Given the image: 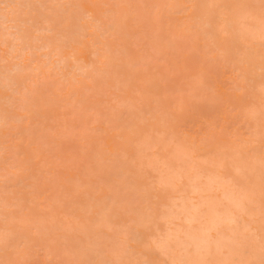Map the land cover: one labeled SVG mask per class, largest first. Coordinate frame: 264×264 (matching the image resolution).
Masks as SVG:
<instances>
[{"label": "rangeland", "instance_id": "obj_1", "mask_svg": "<svg viewBox=\"0 0 264 264\" xmlns=\"http://www.w3.org/2000/svg\"><path fill=\"white\" fill-rule=\"evenodd\" d=\"M31 1V5L41 2L68 6L31 11L24 8L14 14L34 45L42 41L39 43L34 38L39 34L27 27L28 22L34 16L57 18L59 23L54 31L45 33V39L49 37L52 46L60 45L67 56L64 73H69L68 78L72 79L75 73V58L81 59V64H95L99 53H105L110 57V64L96 63L98 72L93 78L78 74L79 81L65 80L56 62L58 57L49 59L51 64H47L48 58L41 55L45 50L36 51L38 55L25 54L22 63L17 60L10 51L11 40L5 44L2 41L4 33L16 31L10 27L13 21L5 22L4 28L0 26V74L20 63L21 73L15 71L9 75L13 79L11 85L19 84L21 94L27 89L26 99H22V95L12 90L13 85L4 87L2 82L0 85V119L3 118L0 120V197L7 204L5 209L0 208V233L5 230L20 233L22 218L28 220L33 231L38 229L40 236L33 239L41 243L28 259L37 264H48L49 260L56 259L89 260L102 249L106 259L119 258L123 264H137L144 259L145 246L165 230L161 214L167 211L166 205L179 196L178 189H188L186 184H178V187L172 184L174 188L159 183L167 169L163 161H169L168 167L174 170L188 161L193 167L198 165L200 171L208 165L206 172L232 175L231 149L239 138L250 140L255 147L251 161L248 157L239 159L252 168L249 182H241L248 187L255 185L259 192V135L264 96L258 93L259 86H247L249 70L241 76L238 61L232 59L243 56L246 49L253 46L249 45L253 40L229 37L222 32L224 23L218 18L214 21L215 29L212 27V31H218L217 41L179 30L183 25L200 20L209 0ZM237 1L219 0V3L234 6L227 8L231 13L254 11L264 20L261 0ZM16 2L24 4L25 0H14ZM237 5L244 7H235ZM88 9L95 11L89 15ZM2 14L5 10L0 8V16ZM261 78L258 84L264 81V77ZM1 80L5 82L4 78ZM139 111L141 117H145L137 122V131L132 132L130 125ZM150 113L156 118L152 119ZM9 130L15 134L14 139ZM17 150L23 160L22 170L11 166L17 161ZM221 164L223 166L218 167ZM5 175L10 177L8 187ZM146 181L157 188L151 197L154 225L147 232L148 236H144L146 232L142 228L141 239L135 241L124 229L131 227L134 231L136 216L123 207L118 208L117 215H113L116 212L113 211L105 216L102 208L111 206L114 200L120 205L133 202ZM219 195V192L211 194ZM256 198L258 201V194ZM197 201V197L192 200ZM89 204L93 205L91 210H87ZM251 220L252 217L244 215L241 226L248 221L253 226L257 224L258 219ZM177 225L184 222L176 220V225L170 226ZM219 230L229 232L226 225ZM250 231L254 233L248 242L252 247L260 231ZM52 240L54 244L50 243ZM80 249L87 254L79 257ZM113 250H120L118 257L111 255ZM161 254L152 247L149 258L157 264H170L171 258ZM247 257V260L252 259L250 255ZM20 258L23 257L11 249L0 250V260Z\"/></svg>", "mask_w": 264, "mask_h": 264}, {"label": "bare ground", "instance_id": "obj_2", "mask_svg": "<svg viewBox=\"0 0 264 264\" xmlns=\"http://www.w3.org/2000/svg\"><path fill=\"white\" fill-rule=\"evenodd\" d=\"M65 1V0H64ZM189 1H196V0H189ZM246 0H239L237 2L240 3H244ZM257 1V0H256ZM3 3H14V0H2ZM31 0H25L24 5H28L31 4ZM39 2V1H38ZM62 2V0H61ZM67 2V1H66ZM70 2V1H69ZM225 2V1H224ZM17 3V2H16ZM253 3V2H252ZM257 3V2H256ZM40 4H43L40 2ZM236 4V3H235ZM216 5H225L223 2L219 3V0H209V3L207 4V6L205 7V9H203L202 14H201V19L199 21H195V22H190V24L187 25H183V27H181L182 29H179L181 33H193L197 36H204L209 40H216L217 41V32L214 27V21H216L215 19H221L222 23V32H225L228 34L229 37H235L237 39L240 40H244L248 42V39L253 40L252 43L253 46H250L246 49L245 53L243 56L241 57H236L233 58V60L238 61L239 63V70L241 72V76H245V73H248L249 77L247 76V86H251V87H255L256 85L259 86V92L260 94H262V96H264V92H262V86H264V81L260 84H258V79L261 77H264V49L262 47H264V20H262L263 18H260V16L254 12H248V10H246L247 12H242L240 14H237V12L235 13H231L229 11H227V9L222 8V7H215ZM231 6V5H230ZM234 7V6H233ZM96 8V7H95ZM229 9V8H228ZM242 9V8H241ZM248 9V8H247ZM47 10V9H46ZM230 10V9H229ZM243 10V9H242ZM257 10V9H256ZM95 11V10H93ZM93 11L91 9H88V14L91 15L93 14ZM236 11V9H235ZM98 12V11H97ZM2 13V12H1ZM15 14V13H14ZM11 14L14 17H10L8 15V22L10 23V21H13V24L10 25L11 28H14L16 31L15 32H6L4 33V40H2L4 42V44L6 42H8L9 40H11V45L10 47H12V45H16L17 49L19 50L21 45L18 43V41H20L21 39H23L24 44L29 46L31 51L29 52L30 54H37L36 51H40L42 52V50H45V52H43L41 55L45 56L44 58H48L47 64L50 63L49 59L51 60V58H53L54 56L58 57V60L56 61L58 64V68H60L61 72H62V77L65 80H72V81H79L77 79V75L78 74H82L86 77L89 78H93L95 76V74L98 72V68L95 65L96 63L98 64H105L108 65L110 64V57L105 54V53H97L98 55V59L95 62V64L93 63H87V64H81L83 63V61L81 62V59H77L75 58V64L73 66L75 73L73 72L72 75V79L68 78V74L69 73H64V69L68 66L67 64V56L64 54L62 48L59 46H52V41L49 39H45L47 38V35L45 33H51V31H54V28L51 31L46 30L45 28H41L39 31H37V33L39 35L34 36V38H37L38 42L42 41L40 44L34 45L32 44L28 39V35L26 32V29L23 28V26L17 21V19L15 18L16 15ZM56 15V14H55ZM48 16V15H47ZM52 17V16H51ZM67 17V16H66ZM115 17V16H113ZM57 19V18H56ZM217 19V20H218ZM5 14H2L0 16V26L1 28L5 27ZM15 22V23H14ZM25 22V20H24ZM28 22V21H27ZM220 22V21H219ZM67 23V22H66ZM218 23V22H217ZM112 28L115 29L114 24H111ZM68 26V25H67ZM97 26V25H96ZM8 27V26H7ZM107 27V26H106ZM212 27L214 28L213 32L212 31ZM9 28V27H8ZM10 28V29H11ZM103 29V28H102ZM84 32V30H82ZM98 31V30H97ZM36 32V31H35ZM105 32V31H104ZM111 32V31H109ZM76 33V32H75ZM74 33V35H75ZM78 33V32H77ZM66 34V33H65ZM114 35V33H112ZM80 35V34H78ZM87 35V34H86ZM89 35V34H88ZM111 35V36H113ZM116 35V34H115ZM66 35H62V37H64ZM33 37V36H32ZM71 37V36H70ZM110 37V34H109ZM30 38V37H29ZM106 38V37H105ZM74 39V38H73ZM76 39V38H75ZM47 40V41H46ZM72 40V39H71ZM250 40V41H251ZM79 41V40H78ZM64 42V41H63ZM73 42V41H72ZM81 42V41H80ZM34 43V42H33ZM54 43V42H53ZM20 46V47H19ZM206 46H208L206 44ZM78 49V48H77ZM74 50V49H73ZM79 50V49H78ZM243 50V49H242ZM97 52V51H96ZM244 52V51H242ZM39 53V52H38ZM74 53V52H73ZM27 54V53H26ZM76 54V53H75ZM125 54V53H124ZM38 55V54H37ZM69 55V54H68ZM33 56V55H32ZM41 56V57H43ZM26 57V56H25ZM70 57V55H69ZM28 59V58H27ZM36 59V57H35ZM115 60V59H114ZM27 61V60H26ZM53 61V59H52ZM81 63H80V62ZM36 62V61H35ZM22 63V61H21ZM41 63V62H40ZM234 63V62H233ZM51 64V63H50ZM53 64V63H52ZM44 65V64H43ZM46 65V63H45ZM54 66V65H53ZM99 66V65H98ZM37 67V66H36ZM48 67V66H47ZM51 67V66H50ZM101 68V67H100ZM24 69V68H23ZM21 66L20 63L19 64H15L13 67L3 70L0 74V85L2 82V86L4 87H10L11 85V81L13 80L12 78L9 77V75L12 72L15 71H19L21 73ZM53 70V69H52ZM73 70V69H72ZM249 70V71H248ZM248 71V72H247ZM17 74H20V73ZM240 74V73H239ZM70 75V76H71ZM83 76V77H84ZM240 76V75H239ZM1 78L5 79V82H3L1 80ZM79 78V77H78ZM262 79V78H261ZM264 79V78H263ZM68 81V82H69ZM102 82V81H101ZM261 82V81H260ZM16 83V81H15ZM73 83V82H72ZM244 86V85H243ZM3 87V88H4ZM246 87V86H245ZM13 88V87H12ZM241 88V86H240ZM6 89V88H5ZM244 89V87H243ZM13 90V89H12ZM56 90V89H55ZM30 91V90H29ZM257 96V95H256ZM30 98V97H29ZM23 101V100H22ZM27 102V101H26ZM131 103V102H130ZM24 104V103H23ZM28 105V104H26ZM128 105V104H127ZM30 106V105H29ZM124 106V105H123ZM131 108V107H130ZM25 109H28V107H26ZM24 110V109H23ZM260 111V110H259ZM140 113V114H139ZM148 113V112H146ZM28 114V113H27ZM141 111H139L138 113L136 112V114L134 115V119L132 124L130 125V131L132 132H136L138 129V121H142L143 117H141ZM151 114V118L155 119L156 116L152 113ZM133 115V114H132ZM259 115V114H258ZM257 115V116H258ZM25 116V115H22ZM250 116V115H249ZM248 116V117H249ZM252 116V115H251ZM256 116V114H255ZM254 116V117H255ZM166 117V116H165ZM121 118V117H120ZM132 118V117H131ZM161 118V117H160ZM253 118V117H252ZM123 119V118H122ZM127 119V118H126ZM129 119V118H128ZM145 119V118H144ZM0 120H3V118H1ZM146 120V119H145ZM162 120V119H161ZM257 120V119H256ZM155 121V120H154ZM159 122H161L160 120H158ZM7 122V120H6ZM9 122V121H8ZM149 122V121H148ZM247 122V121H246ZM154 123V122H153ZM164 123V122H161ZM120 124V123H119ZM123 124V123H122ZM146 124V123H145ZM166 124V123H165ZM150 125V124H149ZM152 126V125H151ZM150 126V127H151ZM154 126V124H153ZM157 126V125H156ZM167 126V125H166ZM258 126V125H257ZM162 127V126H161ZM113 128V127H112ZM140 128V127H139ZM114 129V128H113ZM122 129V128H121ZM127 129V128H126ZM160 129V127H159ZM165 131V130H164ZM259 131H257L258 133ZM162 133V132H161ZM256 133V135H257ZM146 134V133H145ZM260 136V135H259ZM259 139V138H258ZM136 141V140H135ZM151 141V140H150ZM253 141V140H252ZM256 141V140H255ZM146 142V141H145ZM148 144V143H147ZM259 145V144H258ZM258 152V150H257ZM139 154V153H138ZM259 154V153H258ZM230 155V153H229ZM139 156V155H138ZM192 156V155H191ZM223 156V155H222ZM180 157V156H179ZM225 157V154L224 156ZM231 157V156H230ZM221 158V156L219 157ZM241 160V159H240ZM244 160V159H243ZM156 161V160H155ZM163 161V160H162ZM242 161V160H241ZM239 160L235 161L232 165H233V171L234 174L232 173V175H221V174H217L213 172H206L205 171V166L203 169L204 170H198V165H195L193 167V163H190L187 161L182 162L183 164H179L177 167H175L174 169H171V167L169 166V161H163V165H167V169L166 172L159 178V183L164 184V185H171L172 187H174L173 185H175V187H178V184H186L188 189L183 188V189H178L176 188V190L178 192H180L179 196L175 197L174 200H172L171 202H169V204H167V211L164 210V212L161 214V217L164 218V222L166 224L165 226V230L164 232L160 233L159 236L157 235V237H155L153 239V241H158V242H162L164 244V246L166 247V251L165 252H161L162 254H164L165 256L170 257L171 260L176 257L179 256L183 250L182 246L186 243H191L193 241L196 242H203L205 240H210L213 247H215L216 243L219 241L221 243V245H224L226 242L227 237L232 235V232L235 230L237 232H241L244 230L245 226H249L250 230H258V232L260 231V225L258 226V222L260 221V210H259V200L255 201L256 206L254 207H250V205H247V207L249 208L250 212H252V216L256 217L253 218V220H251L252 222H254L255 220L257 222L256 225L253 226V224L251 222H245L242 226H241V220L243 218L244 215H248L250 216L248 213H245L244 211H242L241 209H238L235 207L233 201L237 198V196L239 195V187H243L244 190H247L248 186L247 183H242L239 176L237 175V169L239 168L241 171H247V174L249 175L250 170H252V168L250 166H248L244 162H241ZM171 162V161H170ZM222 162V161H221ZM259 162V160H258ZM174 163V162H173ZM186 163V164H185ZM213 163V162H212ZM216 163V162H215ZM214 163V164H215ZM220 163V162H219ZM202 163H200L201 166ZM257 164V163H256ZM157 165V164H156ZM174 165V164H173ZM205 165V164H204ZM131 166V165H130ZM219 166H223V164L218 165ZM203 167V166H202ZM210 167V166H209ZM174 168V167H172ZM197 168V169H195ZM174 170V171H173ZM214 170V169H213ZM210 171V170H209ZM255 171V170H254ZM256 172V171H255ZM254 172V173H255ZM124 178V177H123ZM255 178V177H254ZM257 179V178H256ZM123 180V179H122ZM157 181V182H158ZM254 181V180H253ZM123 182V181H122ZM247 182H249V180H247ZM256 183V181L254 182ZM259 183V182H258ZM124 184V183H122ZM173 184V185H172ZM249 185V184H248ZM255 186V185H254ZM128 187V186H127ZM158 187V185H157ZM170 187V188H172ZM174 187V188H175ZM257 187V186H256ZM259 188V186H258ZM160 189V188H159ZM162 189V188H161ZM122 190V189H121ZM1 191V190H0ZM140 191V190H139ZM183 191V192H182ZM259 191V190H257ZM187 192V193H185ZM220 193L219 196H211L212 193ZM134 193V192H133ZM132 193V194H133ZM183 193V194H182ZM185 193V194H184ZM259 193V192H258ZM257 193V194H258ZM140 194V193H139ZM112 195V194H111ZM137 196V195H136ZM23 197V196H22ZM110 197H114V196H110ZM132 197V195H131ZM134 197V196H133ZM161 197V196H160ZM198 198L197 202H192L193 199ZM257 197V196H256ZM99 198V197H98ZM97 198V199H98ZM130 198V197H129ZM154 198V197H153ZM101 199V198H100ZM132 198H130L131 200ZM135 199V198H134ZM133 199V200H134ZM4 200V201H3ZM33 200V198H32ZM128 200V199H127ZM129 200V201H130ZM180 200V201H178ZM111 201V199H110ZM109 201V202H110ZM0 202L2 204H0V208L3 207L4 209L7 207V204L5 203V199L0 197ZM33 202V201H32ZM23 203V201H22ZM104 203V202H103ZM161 205V202H159ZM99 204V202H98ZM97 204V205H98ZM164 204V202H163ZM90 205V204H89ZM102 205V204H101ZM109 205V203H108ZM125 205V204H124ZM156 205V204H155ZM9 206V204H8ZM88 206V205H87ZM93 205H90L89 209L87 210H91V207ZM100 206V205H99ZM10 208V207H9ZM159 208V207H158ZM78 209V208H77ZM166 209V208H165ZM51 210V209H50ZM103 213L105 215V208H102ZM157 211H159L156 208ZM124 212V211H123ZM130 212V211H129ZM156 212V211H155ZM162 212V211H161ZM86 213V212H85ZM99 213V212H98ZM119 213L118 210H116V212H113V215H117ZM102 214V213H101ZM76 216V214H74ZM158 215V214H157ZM1 216V215H0ZM106 216V215H105ZM112 216V215H111ZM250 216V217H252ZM4 217V216H3ZM108 217V216H107ZM128 218V217H127ZM130 218V217H129ZM1 219V218H0ZM99 219V218H98ZM103 219V217L100 219V221ZM118 219V218H117ZM235 220L236 223L232 224L231 221ZM176 220L177 221H183L184 225H177L175 227H171L170 225H176ZM156 221V220H155ZM161 221V220H160ZM107 222V220L105 221ZM111 222V221H109ZM113 222V221H112ZM42 223V222H41ZM40 223V224H41ZM97 223V222H96ZM108 223V222H107ZM174 223V224H173ZM243 223V222H242ZM159 224V223H158ZM197 224V225H195ZM260 224V222H259ZM108 225V224H107ZM123 225V224H122ZM154 225V224H153ZM222 225H226L227 230H229V232L225 231H220L219 228ZM101 227V226H100ZM135 227V225H134ZM133 227V228H134ZM152 227V226H151ZM131 228V227H130ZM97 229V228H96ZM4 230V228H3ZM142 228H134V231L136 232V236L135 238H132L135 241H139L141 239L142 236ZM152 230V229H151ZM87 231V230H86ZM160 231V228H159ZM4 232V231H3ZM12 233H15L17 231H9ZM83 233H84V229H83ZM86 233V232H85ZM125 233V232H124ZM155 233V232H154ZM1 234V233H0ZM87 234V233H86ZM147 234V235H146ZM144 234V236H148V233ZM125 235V234H124ZM152 235V234H151ZM95 236V235H94ZM260 233L256 234L255 236V240L259 243V237ZM49 237V236H48ZM91 236H89L90 238ZM93 238V237H92ZM96 238V237H95ZM126 238V237H125ZM100 239V238H99ZM148 239V238H147ZM91 240V239H90ZM97 240V239H96ZM123 240V239H122ZM127 240V239H126ZM70 241V239H69ZM74 241V239H73ZM103 241V240H102ZM129 241V240H128ZM151 241V240H150ZM77 242V241H76ZM81 242V241H80ZM104 242V241H103ZM110 242V241H109ZM127 242V241H126ZM147 242V241H146ZM252 242V241H251ZM254 242V241H253ZM253 246H255L253 243ZM69 243V242H68ZM73 243V242H72ZM123 243V242H122ZM151 243V242H150ZM258 243H257V247H258ZM85 244V243H84ZM128 244V243H127ZM68 245V244H67ZM80 245V244H79ZM107 245V244H106ZM120 245V244H119ZM135 245V244H134ZM146 245V244H145ZM74 246V245H73ZM103 246H105L103 244ZM114 246V245H112ZM132 246V245H131ZM250 244H248V248H249V252H244L240 249H234L231 254L225 255L223 257L220 256H212L210 257L211 259H227L229 261L232 260H247V256L250 255L252 256V259L256 260L257 262L260 260L261 258V253H260V247L256 248L255 247H249ZM260 246V245H259ZM3 244L0 243V250L3 249ZM66 247V246H65ZM68 247V246H67ZM106 247V246H105ZM71 248V247H70ZM74 248V247H73ZM101 248V247H98ZM97 249V248H96ZM95 249V250H96ZM116 249V248H115ZM70 250V249H68ZM73 250V249H72ZM88 250V249H87ZM109 250V249H108ZM112 250H109V252ZM51 252V251H50ZM74 252V251H73ZM79 257H81L82 255H86L87 251L85 252L84 250L80 249L78 250ZM93 252V251H91ZM108 252V253H109ZM118 252H120V250H118ZM76 253V252H75ZM89 253V252H88ZM77 254V253H76ZM155 254V253H154ZM153 254V255H154ZM159 254V252H158ZM161 254V255H162ZM113 255V254H111ZM94 256L93 259H106L105 254L103 253L102 249L97 250L96 255H92ZM123 256V254H122ZM74 257V256H73ZM77 257V256H76ZM190 259H197L198 256L196 254V250L193 247L191 255L188 257ZM72 259V258H71ZM84 259V258H83ZM77 260V259H76ZM80 260V258H79ZM127 264V263H126Z\"/></svg>", "mask_w": 264, "mask_h": 264}, {"label": "snow or ice", "instance_id": "obj_3", "mask_svg": "<svg viewBox=\"0 0 264 264\" xmlns=\"http://www.w3.org/2000/svg\"><path fill=\"white\" fill-rule=\"evenodd\" d=\"M57 7H68L62 5H24L18 3H3L0 4V8L5 10V20L7 22L8 15L14 14L17 10H21L24 8L29 9H52ZM215 7L222 8H231L233 6L230 5H216ZM235 7H244L242 5H237ZM262 12H264V0H261L260 4ZM59 21L52 18L51 16H34L27 24L28 28L32 30L39 31L42 27L48 31H51L53 28L57 26ZM21 45L20 49H17V46L12 45L10 51L15 55L17 60L23 59V56L26 53L31 51L30 47L24 44L23 39L18 41ZM20 85L13 84V91L16 92L17 95H22V99H26L27 89L24 90V93L21 94L19 92ZM262 92H264V86H262ZM262 123H261V134H260V156H259V171H260V182H259V210H260V236H259V245H260V253L261 258L257 262L254 259L248 260H232L229 261L227 259H211L212 256H220L223 257L225 255L231 254L234 249H240L244 252H249L248 242L250 238L254 235L250 231L249 226H245L244 230L241 232L233 231L232 235L227 237L224 245L218 241L213 247L210 240H205L203 242L193 241L191 243H186L182 246L183 250L179 256L174 257L170 264H264V108H262L261 112ZM9 119H14V117H7ZM9 135L11 138H15V134L9 130ZM8 138V137H6ZM227 151V150H225ZM255 153V147L252 142L248 139L239 138L235 142V146L231 149V157L233 162L248 157L249 160H252V157ZM17 161L13 163L11 166L13 168L20 167L22 170L23 160L21 158L19 150L16 151ZM237 175L239 176L241 181H247L249 179L247 171H241L239 168L237 169ZM10 177L5 175V186L8 187V181ZM163 187V186H162ZM157 192V188L154 184L146 181L143 187V190L136 197V199L125 205H120L117 201H112L111 206H105V215H110L113 211L118 210V208L123 207L125 210L130 211L136 216V220L134 221L136 227L143 228L147 233L152 224L154 223V217L151 211V197L153 193ZM256 188L254 185H249L247 190H244L243 187H239V195L233 201L236 208L241 209L245 213H248L252 216V212H250L247 205H252L253 210L255 207L256 201ZM254 218V216H252ZM232 224H235L236 221L233 219L231 221ZM21 224V232L20 233H12L5 230L2 234H0V243L3 244L5 250L11 249L16 252V254L20 257V259L14 260H0V264H37V262L28 259L27 257L32 254L34 250H37V246L40 245V240L33 239V236L39 237L40 232L38 229L33 231V229L29 226V222L26 218H22L20 220ZM124 231L127 233L129 238H135L136 232L132 231L131 228L125 227ZM51 244H54L55 241H50ZM152 247H155L161 252L166 251V247L162 242L152 241L150 244L146 245L144 259L137 261V264H157V262L150 257V252ZM193 247L196 250V254L198 256L197 259L188 258L191 255ZM113 255L117 256L119 253L116 250H113ZM48 264H123V261L119 258L115 259H89V260H64V259H56L49 260Z\"/></svg>", "mask_w": 264, "mask_h": 264}]
</instances>
